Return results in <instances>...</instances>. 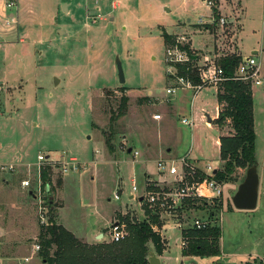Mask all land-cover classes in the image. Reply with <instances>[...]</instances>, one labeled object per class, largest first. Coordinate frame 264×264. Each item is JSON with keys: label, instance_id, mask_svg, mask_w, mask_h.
Here are the masks:
<instances>
[{"label": "rangeland", "instance_id": "1", "mask_svg": "<svg viewBox=\"0 0 264 264\" xmlns=\"http://www.w3.org/2000/svg\"><path fill=\"white\" fill-rule=\"evenodd\" d=\"M10 1L15 6L7 8ZM205 1L0 0L1 256L45 264L34 247L51 210L76 236L108 227L115 210L123 224V217L150 221L153 208L137 198L143 194L145 173L156 174V162L168 160L164 157L176 159L178 169L186 155L199 167L210 164L222 171L216 142L233 131L229 124H214L215 86L196 93L181 86L167 94L176 79L167 73L168 47L161 33L164 29L176 40L182 37L205 69L235 53L253 56L264 75V0H210L211 8ZM10 18L16 24L7 25ZM208 23L212 25L205 31ZM251 90L257 205L251 211L232 205L245 168L222 181V195L205 208L157 212L153 227L166 242L162 254L168 264H264V85ZM145 95L153 103L139 104ZM123 96L128 97L125 115L111 123ZM183 118L192 125L182 124ZM109 136L111 153L105 150ZM39 155L47 161L76 158L80 170L62 173L49 162L39 163ZM42 167H48L49 185L40 180ZM23 180L28 187H21ZM209 215L212 225L221 227L220 256L183 257L181 233L193 219ZM106 233L105 241L96 242H110V228Z\"/></svg>", "mask_w": 264, "mask_h": 264}, {"label": "trees", "instance_id": "2", "mask_svg": "<svg viewBox=\"0 0 264 264\" xmlns=\"http://www.w3.org/2000/svg\"><path fill=\"white\" fill-rule=\"evenodd\" d=\"M215 9H212L214 12ZM217 15L215 14L214 17ZM209 25H205L208 30ZM165 49L177 44L176 37L168 34L164 29L161 33ZM178 49L187 55V61L174 64L175 77L188 80L193 86L201 83L198 74V59L190 49V45L177 44ZM242 57L232 53L216 61L215 66L219 68L225 80L216 87V101L218 105V117L215 125L222 127L229 124L233 134L219 137V159L222 161V171H217L215 179L219 182L231 179L237 169L250 168L255 165V129L253 93L248 82L233 79V73L239 65ZM120 92L123 89L119 90ZM128 97L121 98V107L115 117H110L111 123L117 117L124 116L125 106ZM139 104L153 103L150 97H143L138 100ZM111 136V135H110ZM110 136L105 140V147L111 153L113 145ZM48 167H42L40 180L48 184ZM148 188H152L149 184ZM207 206L205 201L188 200L185 209L193 208L201 210ZM213 215V214H211ZM157 210L150 213V221H136L123 217L124 235L119 241L95 242L88 244L76 239L74 235L61 224H56V214L51 213L47 224H42L36 241L38 242V256L45 264H148V253L152 248L156 255H161L166 248V242L160 237L158 231L153 227L158 225ZM209 215V221H210ZM220 225H212L197 230L188 228L181 233L182 247L180 254L193 257H219L220 256Z\"/></svg>", "mask_w": 264, "mask_h": 264}, {"label": "built area", "instance_id": "3", "mask_svg": "<svg viewBox=\"0 0 264 264\" xmlns=\"http://www.w3.org/2000/svg\"><path fill=\"white\" fill-rule=\"evenodd\" d=\"M206 5L210 8L213 6L210 0H206ZM15 6V3L10 1L6 4L7 8ZM220 24H224L223 19H219ZM6 24H16L15 18H10ZM183 38L179 37L176 41L177 44H183ZM177 44L175 46H170L165 51V57L169 62L168 65V75L176 79V84L174 87L167 88L165 92L167 94L174 93L176 88L181 86H189V88L194 89L196 93L199 89L204 86L217 85L221 81L225 80L222 76V72L219 68L214 66L212 69H205L199 64L198 74L201 79V83L198 86H193L188 80L180 77H175V71L173 70V65L179 64L187 61V55L181 49H178ZM233 79L241 80L243 82H248L252 87L257 86L261 87L264 85V75L259 71V66L256 59L253 56L242 57L239 65L233 73ZM155 120H159L160 116L156 115ZM181 123L191 126L192 123L188 119H181ZM134 156H138V152L134 151ZM48 160L47 156L39 155L38 162H49L53 166H57L62 170V173L75 172L80 170L79 162L76 158H67V160ZM180 168L178 169L173 160H164L156 162L158 172L164 176L167 175L170 177V180L166 179L161 182H152L149 184L152 185V188L144 190L141 200L148 204L151 208L156 209L157 212H171V211H183L188 200H198L205 201L207 204L214 203L223 193V182H219L215 179L216 169L210 164H204L203 166L194 164L187 156L182 157L179 160ZM9 169H12L9 167ZM168 182L167 184L165 182ZM29 182L23 180L21 187H28ZM163 186V187H162ZM133 191L136 190V187L133 186ZM115 199H118L119 196L116 194ZM193 209V208H192ZM194 210V209H193ZM210 224L209 218L193 219L190 223V228H195L201 230ZM180 226V225H177ZM124 226L120 223H112L110 226V239L111 241H119L123 239L124 235ZM1 245L0 242V261L1 258ZM182 247L185 246V242L181 241ZM34 251H39V246L34 247ZM30 261V257H24L16 262V264H26Z\"/></svg>", "mask_w": 264, "mask_h": 264}, {"label": "water", "instance_id": "4", "mask_svg": "<svg viewBox=\"0 0 264 264\" xmlns=\"http://www.w3.org/2000/svg\"><path fill=\"white\" fill-rule=\"evenodd\" d=\"M117 73L120 82L124 83L122 68L119 62H117ZM55 80L58 81L57 78H55ZM208 122H210V120H208ZM258 186L257 166L255 164L247 169L245 178L242 183L239 184L235 194L231 198L234 209L242 211L254 210L258 201ZM48 190L49 188L46 187V191ZM101 237L102 234H98L96 238L99 239ZM148 255V264H161L159 258L154 254L152 249L149 250Z\"/></svg>", "mask_w": 264, "mask_h": 264}, {"label": "crops", "instance_id": "5", "mask_svg": "<svg viewBox=\"0 0 264 264\" xmlns=\"http://www.w3.org/2000/svg\"><path fill=\"white\" fill-rule=\"evenodd\" d=\"M205 25H212V24H205ZM205 25H204V30L205 31H207V29L205 28ZM211 27V26H210ZM203 34V33H202ZM170 35H172V34H170ZM174 35H176V34H173V36ZM191 41V40H190ZM191 45H192V41H191ZM252 54H256V52L254 51V52H252ZM129 89V88H128ZM215 92H216V87H215ZM145 96H147V97H150V98H152L151 96H148V95H145ZM144 96V97H145ZM216 111H217V117H218V105H217V101H216ZM208 120L209 119H207V123H209L208 122ZM217 127H219V126H217ZM220 128V127H219ZM224 136H226V135H224ZM217 147H219V138L217 139ZM104 144V143H103ZM105 150H107L106 149V147H105ZM129 151H131L130 153H132V155H133V157H135L134 156V151H137V150H134V149H129L128 150V152ZM168 151H170V149H168ZM109 152V151H108ZM114 152V151H113ZM110 153V152H109ZM186 156V155H185ZM75 159V158H74ZM164 159H168V160H176V159H170V158H168V157H164ZM163 159V160H164ZM180 159H182V158H180ZM55 161V160H54ZM161 161V160H160ZM157 170V169H156ZM162 176L159 172H158V170H157V173L156 174H152V173H150V172H147V173H145V176H144V184H145V187H144V190H146L147 189V187H148V185H149V182L150 183H152V182H157V180L159 179V177L160 176ZM162 178L165 180V179H170V177L169 176H162ZM144 190H143V194H144ZM142 194V195H143ZM142 195H141V197H139V198H137L139 201L138 202H143L142 200H141V198H142ZM119 196V195H118ZM115 199V198H114ZM119 199V198H118ZM118 199H116V200H118ZM128 199L129 200H133L134 199V195L132 194H130L129 195V197H128ZM144 203V202H143ZM62 206V205H61ZM60 206V207H61ZM59 207V208H60ZM59 210V209H58ZM120 214V215H119ZM118 215H119V217H121L122 215H121V213H119V211L117 212V210H115L114 212H113V215H112V218H111V223H110V225L108 226V227H96L95 228V230L93 231V234H91L90 236H76L75 234H73L70 230H68L65 226H63V224H61L60 222H58V212H57V214H56V218H57V221L56 222H58V224H61L64 228H66L68 231H70L73 235H74V237L77 239H79V240H81V241H83V242H86V243H88V244H95V242H96V240H97V236H98V234H102V237L100 238V239H103L104 241H105V237H107V233H106V231H108L109 230V228H110V226L112 225V223H120V224H122L123 226H124V224L121 222V221H119V219H118ZM108 238V237H107ZM165 252V251H164ZM164 254V253H163ZM162 254V256H158L157 255V257L159 258V260H160V263L161 264H168V262H165V261H163V259H164V255ZM2 258V260L0 261V264H16V262H17V260L16 259H14V258H11V257H9V256H1ZM189 257H193V256H189Z\"/></svg>", "mask_w": 264, "mask_h": 264}]
</instances>
